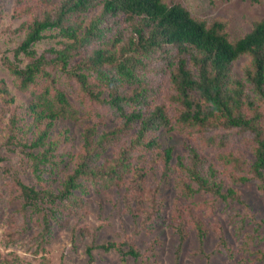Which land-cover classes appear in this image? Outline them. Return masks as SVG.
Returning a JSON list of instances; mask_svg holds the SVG:
<instances>
[{
	"label": "rangeland",
	"instance_id": "1",
	"mask_svg": "<svg viewBox=\"0 0 264 264\" xmlns=\"http://www.w3.org/2000/svg\"><path fill=\"white\" fill-rule=\"evenodd\" d=\"M60 0H0V82L4 81L16 103L0 94V264H264V192L250 172L254 161L255 142L252 134L239 129H202L180 124L181 106L170 82L169 61L163 53L152 55L138 79L147 88L146 113L163 106L171 119L168 128L150 133L160 148L130 147V135L109 140L96 164L114 165L122 150L127 152L126 167L116 178L83 179L70 203H59L56 215L44 208L35 211L25 206L16 185L19 179L26 185L57 191L73 172L82 153V135L95 126L96 135L120 126V116L104 102H97L82 92L78 82L55 66L47 67L52 82L45 77L23 88L20 80L7 68L13 51L28 32V24L41 17ZM168 5L180 4L194 18L208 26L219 22L232 42L248 33L264 19V0H164ZM97 10L85 14L87 20ZM109 35L108 32H106ZM36 46L39 54L56 46L58 38L50 32ZM105 40L95 41L82 50L87 54ZM175 51H172V55ZM48 55V54H47ZM79 54L76 56L78 59ZM75 59V60H76ZM24 64L27 60L23 59ZM251 57L244 55L233 63V74L246 84L247 94L256 100L264 114V103L251 91L245 80V69ZM96 74L91 81L96 83ZM1 85V83H0ZM138 84L120 85V91L130 92ZM62 91L69 107L60 116L51 132L58 137L57 151L37 176L28 150L17 144L32 138L27 127L11 138L13 115L28 124L31 114L27 107L46 94ZM106 96V93L103 97ZM129 111L134 106L127 107ZM191 146L224 177L225 198L199 192L189 195L181 183L185 174L175 165L178 157L188 154ZM164 149H172L174 170L163 179L158 168L150 169L152 157ZM138 168L147 171L145 182L148 202L155 219L143 220L131 203V188ZM232 191V194H228ZM48 213L50 230L44 218ZM200 222L204 234L196 227ZM116 242L124 250L133 245L141 254L138 259L123 256L115 250L106 251L100 245ZM95 245L94 259L87 255Z\"/></svg>",
	"mask_w": 264,
	"mask_h": 264
},
{
	"label": "trees",
	"instance_id": "2",
	"mask_svg": "<svg viewBox=\"0 0 264 264\" xmlns=\"http://www.w3.org/2000/svg\"><path fill=\"white\" fill-rule=\"evenodd\" d=\"M91 10L97 12L87 20L85 14ZM50 32L58 38L57 45L39 54L36 46L48 38ZM100 40L105 41L87 54L81 53ZM158 52L167 60L171 59L170 82L181 106L178 122L189 127L234 128L252 134L255 150L250 172L264 192V114L256 100L247 94L246 84L233 74V63L244 55L250 56L251 65L245 69V80L264 103V19L246 36L232 42L224 24L215 22L208 26L194 18L184 6L168 5L164 0H60L41 17L29 22L25 38L7 63L8 70L20 80L21 87L27 88L39 77L52 82L47 67L60 68L78 82L90 99L109 105L122 122L113 131L101 135H96L95 126L84 130L79 160L57 191L29 186L17 179L16 185L27 208L39 211L45 207L56 215L53 210L59 203L73 202L75 192L81 187L79 181L116 178L127 165L128 151L122 150L114 165L96 164L110 139L132 133L130 147L160 148L158 139L150 133L168 128L171 119L163 106H155L148 113L144 111L148 92L138 79V72L145 70L152 55ZM78 54L80 57L76 59ZM92 74H96V83L91 81ZM0 83V94L6 96L9 103H16L7 84ZM123 84H138V87L124 92L119 88ZM49 93L47 88L38 102L27 107L31 114L28 124L20 123L15 115L10 119L12 139L17 140V131L22 127L31 130L32 138L22 142L19 137L17 144L28 150L27 156L39 177L45 174L44 168L58 148V137L51 135L53 127L69 107L62 91L55 90L52 97L47 96ZM131 105L135 109L129 111L127 107ZM187 149L186 159L178 157L175 164L185 174L181 183L184 192L189 195L204 192L225 198L222 174L195 148L188 145ZM174 167L172 149L158 150L150 161V169L158 168L163 179L170 178ZM134 177L130 205L143 220L152 222L155 217L150 209L154 206L148 202L145 188L147 171L138 168ZM45 214V228L50 230L49 215ZM196 227L203 235L200 222H196ZM123 247L116 242L100 245L106 251L115 250L123 256L135 259L141 256L133 245L126 251ZM94 248L92 245L87 249L90 260L94 259Z\"/></svg>",
	"mask_w": 264,
	"mask_h": 264
}]
</instances>
